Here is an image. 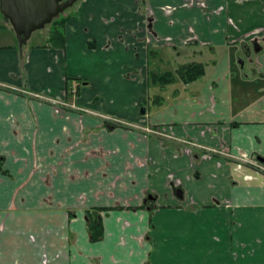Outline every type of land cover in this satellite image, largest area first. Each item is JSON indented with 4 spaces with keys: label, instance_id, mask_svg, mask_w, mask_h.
I'll use <instances>...</instances> for the list:
<instances>
[{
    "label": "crops",
    "instance_id": "1",
    "mask_svg": "<svg viewBox=\"0 0 264 264\" xmlns=\"http://www.w3.org/2000/svg\"><path fill=\"white\" fill-rule=\"evenodd\" d=\"M64 14L20 47L0 11V264H264V0Z\"/></svg>",
    "mask_w": 264,
    "mask_h": 264
},
{
    "label": "water",
    "instance_id": "2",
    "mask_svg": "<svg viewBox=\"0 0 264 264\" xmlns=\"http://www.w3.org/2000/svg\"><path fill=\"white\" fill-rule=\"evenodd\" d=\"M78 0H0V11L12 25L19 46H24L31 35L43 29L52 20L62 14ZM255 52L261 50L257 41L252 42ZM246 54L250 53L248 45H244ZM145 113V108H142Z\"/></svg>",
    "mask_w": 264,
    "mask_h": 264
},
{
    "label": "trees",
    "instance_id": "3",
    "mask_svg": "<svg viewBox=\"0 0 264 264\" xmlns=\"http://www.w3.org/2000/svg\"><path fill=\"white\" fill-rule=\"evenodd\" d=\"M65 14H60L54 18L51 23L48 24L50 28L47 30V45L62 48L65 42L64 25L66 23ZM46 28V26H45ZM177 74L188 83L194 81L205 74V66L203 63L193 62L190 64L180 65L177 70ZM152 79L156 82H160L162 85L172 82L175 75L172 72L165 73H153ZM263 160V159H260ZM88 228L90 231V238L92 241H98L103 237V224L100 215V209H92L87 213Z\"/></svg>",
    "mask_w": 264,
    "mask_h": 264
},
{
    "label": "rangeland",
    "instance_id": "4",
    "mask_svg": "<svg viewBox=\"0 0 264 264\" xmlns=\"http://www.w3.org/2000/svg\"><path fill=\"white\" fill-rule=\"evenodd\" d=\"M69 10V9H68ZM67 10V11H68ZM64 14V13H63ZM50 28V26H48V24L46 25V28L44 27L43 29H40V31H47L48 29ZM252 53H251V56H247V54H246V52L244 51H242V49L240 50V57L241 58H239L238 59V61H241V62H244V64H245V69H248L249 68V65H250V62H252V59H255V57H256V52H255V50H254V46H253V44H252Z\"/></svg>",
    "mask_w": 264,
    "mask_h": 264
},
{
    "label": "flooded vegetation",
    "instance_id": "5",
    "mask_svg": "<svg viewBox=\"0 0 264 264\" xmlns=\"http://www.w3.org/2000/svg\"><path fill=\"white\" fill-rule=\"evenodd\" d=\"M80 1H81V0H78L77 2H75L74 5H72L71 7L67 8L63 13H65L68 9H71L72 7L76 6ZM184 4H185V3H183V6H184ZM186 6H187V5H186ZM167 8H169V9H170V8H172V9H177L176 6H167ZM260 159H263V160H260ZM248 161L254 163L255 165H257V166H259V167L262 166V167L264 168V166L261 164V162L264 163V158H263V157H257V160L248 159ZM262 167H261V168H262ZM148 198H149V199H153L154 197H153L152 195H149ZM146 201H147V200H146Z\"/></svg>",
    "mask_w": 264,
    "mask_h": 264
},
{
    "label": "built area",
    "instance_id": "6",
    "mask_svg": "<svg viewBox=\"0 0 264 264\" xmlns=\"http://www.w3.org/2000/svg\"><path fill=\"white\" fill-rule=\"evenodd\" d=\"M186 4V3H185Z\"/></svg>",
    "mask_w": 264,
    "mask_h": 264
}]
</instances>
